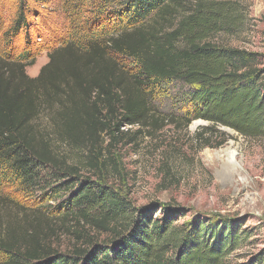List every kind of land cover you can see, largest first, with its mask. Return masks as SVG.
Here are the masks:
<instances>
[{"label": "trees", "instance_id": "16d2710c", "mask_svg": "<svg viewBox=\"0 0 264 264\" xmlns=\"http://www.w3.org/2000/svg\"><path fill=\"white\" fill-rule=\"evenodd\" d=\"M46 1L18 0L12 26L0 37V186L32 195L40 190L36 199L43 202L53 187L54 195L67 196L50 213L73 228L100 229L110 240H89L61 254L41 236H48V219H34L23 233L0 226V264H228L250 238L241 223L197 216L173 228L185 210L160 203L135 209L130 218L122 193L84 179L69 160L73 152L77 158L88 152L87 167L97 169L88 145L101 135L112 137L121 124L147 125L155 101L171 86L180 91L187 125L204 120L264 138V56L212 41L234 29L236 7L226 0H105L102 18L89 20L87 31L49 43L40 32L30 34L31 17L45 10ZM96 1L65 0L64 11L79 24L81 9ZM109 3L116 5L108 9ZM115 20L114 34L97 33ZM22 35V53L8 58ZM38 43L46 44L49 62L30 79L25 70L35 58L26 46ZM43 112L50 115L49 127L35 126ZM155 209L162 218L153 219ZM240 264H264V250Z\"/></svg>", "mask_w": 264, "mask_h": 264}, {"label": "rangeland", "instance_id": "374dc122", "mask_svg": "<svg viewBox=\"0 0 264 264\" xmlns=\"http://www.w3.org/2000/svg\"><path fill=\"white\" fill-rule=\"evenodd\" d=\"M226 1L236 7L237 13L232 18L238 22L233 30L217 34L212 41L264 56V0ZM104 2L85 4L79 24H73L64 11L65 0H48L42 3L45 10L38 9L39 15L31 17L30 34L35 36L40 32L49 43L67 40L68 36L87 31L89 20L102 18L100 6ZM30 4L35 6L34 1ZM18 5V0H0V37L3 29L12 26ZM115 5L109 3L108 9ZM116 24L117 20L105 24L97 33L114 34ZM38 44L42 45L26 46L31 48L30 60L35 58L25 70L30 79L38 78L49 62L44 50L46 44ZM24 45L22 35L16 44L18 49L14 54L9 50L8 58L20 55ZM179 92L174 86L162 90L163 97H158L152 107L156 114L150 116L147 125L121 124L119 132H114L112 137L101 135L96 145L90 143L88 147L94 151L97 169L87 167L86 158L91 156L88 152H81L78 158L73 152L69 163L80 169L84 179L107 184L122 193L131 208L130 218L135 216V209H153L154 204L160 203L185 210L186 213H181L183 217L174 218L173 228L191 223L197 216L241 223L240 228L250 238L240 244L228 264L247 262L264 250V138L243 137L230 128L213 126L204 120H193L187 125L185 109L177 102ZM157 119L159 123L154 125ZM35 121V126L49 127L50 115L43 112ZM230 153L234 154L233 160ZM52 188L46 190V196L52 197L43 202L36 199L41 197L39 189L32 195L30 191V194L19 192L17 187L0 186V226L23 233L34 219L42 223L48 219L46 223L52 231L45 228L48 236H41L44 243L61 254H69L74 247H84L89 240L97 244L110 240V235L100 229L83 224L73 228L63 224L58 214L50 213L67 196L54 195ZM156 210L159 209L153 211V219L162 218L163 213L156 214Z\"/></svg>", "mask_w": 264, "mask_h": 264}, {"label": "bare ground", "instance_id": "6f19581e", "mask_svg": "<svg viewBox=\"0 0 264 264\" xmlns=\"http://www.w3.org/2000/svg\"><path fill=\"white\" fill-rule=\"evenodd\" d=\"M229 156H230V159H231V160L234 159V154H233V153H230Z\"/></svg>", "mask_w": 264, "mask_h": 264}]
</instances>
